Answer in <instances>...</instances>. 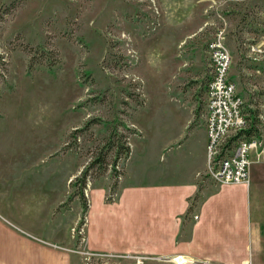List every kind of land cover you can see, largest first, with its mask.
<instances>
[{"label":"rangeland","instance_id":"374dc122","mask_svg":"<svg viewBox=\"0 0 264 264\" xmlns=\"http://www.w3.org/2000/svg\"><path fill=\"white\" fill-rule=\"evenodd\" d=\"M219 31L229 78L243 103L258 109L264 135V0H0V264H169V254L88 250L78 199L59 205L115 128L130 152L116 162L113 201L133 166L154 175L140 178L161 179L180 154L186 176L202 154L208 43ZM110 166L88 173L83 190L92 201L88 238L107 248L113 213L99 221V211L113 204L105 201ZM197 185L201 198L219 183L206 168ZM217 191L209 198L214 211L237 194ZM196 206L188 221L181 217L180 236L188 235ZM233 245L243 248L242 238ZM202 248L228 258L222 243Z\"/></svg>","mask_w":264,"mask_h":264},{"label":"crops","instance_id":"0c3cea01","mask_svg":"<svg viewBox=\"0 0 264 264\" xmlns=\"http://www.w3.org/2000/svg\"><path fill=\"white\" fill-rule=\"evenodd\" d=\"M201 132L199 147L202 154L198 153L201 158L198 159L197 164L187 169L186 176H182V170L187 164L182 165L183 159L180 154L168 161L161 179L140 178L145 175L154 177V175L145 172L142 167L145 165L133 166L129 169L126 183L122 185L113 204L103 202L99 211V221H108L106 217L109 213H113L111 215L113 248L97 247L88 238L86 229L92 203L88 194V213L83 226L85 248L113 251V253L140 252L156 256L185 252L197 259H215L231 264L246 262L264 264V161L255 163L253 169L250 168L248 184H219L215 190L201 197L195 210L197 218L192 220L188 235L186 233L180 236L183 226L181 217L187 209L188 198L196 192L199 176L206 169L205 128L201 129ZM225 187L237 194L227 200L226 205L214 211L209 198L218 192L217 189ZM62 200L63 197L58 203ZM74 202L75 205L78 204L77 199ZM252 206L255 212L253 218H251ZM78 209L77 205L71 217L66 215L70 220L66 225L67 228L70 229L71 225L76 223ZM224 216L227 218L225 219ZM219 221L222 222L221 229L218 228ZM64 222L61 219L51 221L53 225ZM238 236L243 240V248H234L233 242ZM210 241L214 244L222 243L225 251L223 255L228 258L223 259L222 254L214 248L211 250L202 248L204 243Z\"/></svg>","mask_w":264,"mask_h":264},{"label":"built area","instance_id":"2783aa9c","mask_svg":"<svg viewBox=\"0 0 264 264\" xmlns=\"http://www.w3.org/2000/svg\"><path fill=\"white\" fill-rule=\"evenodd\" d=\"M221 34L222 31H219L208 43L209 75L205 88L206 168L211 178L219 184H248L251 163L264 161V135L260 138L239 137L228 143L230 137L245 127L246 119L243 100L229 78L231 56ZM259 117L262 116L259 114ZM193 218L196 219L197 214ZM164 258L169 264H229L200 260L184 252L171 253Z\"/></svg>","mask_w":264,"mask_h":264},{"label":"trees","instance_id":"16d2710c","mask_svg":"<svg viewBox=\"0 0 264 264\" xmlns=\"http://www.w3.org/2000/svg\"><path fill=\"white\" fill-rule=\"evenodd\" d=\"M243 113L246 119V125L243 129L239 130L234 136L228 139V143H232L237 138H250L254 137H261V120L259 117L258 109H254L250 106V102H246L243 104ZM194 114H198V109H195ZM130 152L129 145L123 141V134L120 133L117 128L112 129L111 132L103 138L101 147L98 148L96 154L90 159L88 164L84 166V169L80 172L79 175L74 177V181L70 180L69 187L74 188V192L68 194L67 200L59 205V208H62L63 205L65 208L68 207L69 200L73 198H77L80 203V219L78 226L81 227L84 224V218L88 210V200L85 198L83 194V190L85 189L86 181H87V174L92 172H104L107 167L109 166L112 170V177L114 180L110 185V193L108 192L105 201L112 202L114 199L115 193L118 190V171H116L115 166L118 159L122 158L125 159L128 157ZM114 162V164H113ZM200 198V187L197 185V190L193 196L188 198V206L185 213L182 215L183 220L188 221L187 214H189L195 207L196 203H198ZM58 209V207H56ZM184 221V222H185ZM182 221V223L184 224Z\"/></svg>","mask_w":264,"mask_h":264}]
</instances>
